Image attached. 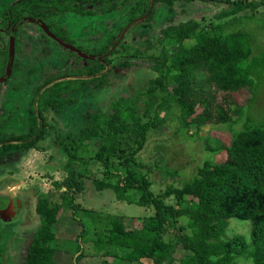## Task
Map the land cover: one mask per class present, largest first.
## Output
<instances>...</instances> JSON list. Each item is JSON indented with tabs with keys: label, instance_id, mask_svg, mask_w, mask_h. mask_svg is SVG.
I'll return each instance as SVG.
<instances>
[{
	"label": "trees",
	"instance_id": "trees-1",
	"mask_svg": "<svg viewBox=\"0 0 264 264\" xmlns=\"http://www.w3.org/2000/svg\"><path fill=\"white\" fill-rule=\"evenodd\" d=\"M174 1L155 0L154 6H148L147 0H20L6 9L10 13L8 33L15 37L14 54L18 57L25 51L17 36L30 34L24 29L25 19L43 21L67 13L93 16L121 11L128 6L127 12L133 16L129 24L149 13L142 24L151 27L155 6L160 3L171 5ZM89 4L101 7L88 8L86 5ZM256 7L251 2H235L224 15ZM26 11L30 15L28 18L24 15ZM46 26L53 40L59 37L54 43L64 48L65 38L54 32L49 24ZM160 33L159 42L165 45L171 41L176 44V50L170 55L164 51L162 55L152 56L151 67L157 77L151 79L141 92L144 113L141 115L136 110L135 103L125 105V98H120L112 102L107 114L95 108L84 111L83 128L78 138L68 134L58 141L70 162L63 168L68 169L62 180L67 189L58 190L61 203L43 195L38 197L36 212L40 225L27 235L26 255L19 264H59L55 247L59 212L70 207L73 220L84 224L85 220L79 215L82 207L76 203L75 196L86 193L89 177H92L96 191L111 190L117 201L151 208L153 212L128 226L126 216L83 210L84 216L94 220L92 231L96 236L93 240L99 254H88L83 247L88 235L84 227L74 251L78 256L72 264H82L83 260L90 259H98L99 264H117L119 254L113 255L112 251V248L117 249L116 246L129 250L130 264H144V260H150L152 264H233L236 256L249 245L243 236L223 240L232 219L250 222L251 245L254 247L250 252L252 264H264V110L253 111L264 93V52H254L253 34L238 30L211 35L193 20L170 26ZM41 36L49 38L44 33ZM112 40L109 38L88 52L78 46L83 55L70 51L73 59L77 57L72 60L73 72H46L44 81L33 91L29 133L23 136L10 134L0 139V160L12 150L38 149V141L47 133L43 118L45 109L62 115L68 106L77 102L70 96L72 93L80 92L86 85H93L95 90L109 85L112 68L108 67L114 62L112 56L116 51H111V45L119 42ZM8 55L7 52L0 62L3 65L0 80L8 76ZM144 66L149 67L147 62L126 60L114 67L138 69ZM7 79L10 81V77ZM159 110L166 112L167 117L159 120L156 116ZM234 115L237 116L235 120ZM207 124H231V145L214 147L206 142L204 155L208 157L204 162H196V173L186 177L181 188L172 185L154 194L151 189L155 182L150 180L154 169L170 158L183 157L188 141L194 145V137L188 132L190 127L200 128ZM166 125L170 128L162 131ZM87 141H98L99 149H93ZM157 144L159 161L144 163L140 159L142 151L148 147L149 153ZM222 151H226L227 157L223 163H216L214 155ZM93 160L99 161L105 168L104 174L113 176L114 181L97 178L95 170L89 166V161ZM154 161L155 165L151 167ZM75 167L78 169H73ZM176 172L178 170L173 171ZM55 184L57 186V182ZM182 201L187 207L177 208L176 203ZM183 217L188 218L185 224L181 223ZM178 247L185 252L179 257ZM109 257L114 261L108 262L106 258Z\"/></svg>",
	"mask_w": 264,
	"mask_h": 264
},
{
	"label": "rangeland",
	"instance_id": "rangeland-1",
	"mask_svg": "<svg viewBox=\"0 0 264 264\" xmlns=\"http://www.w3.org/2000/svg\"><path fill=\"white\" fill-rule=\"evenodd\" d=\"M19 1L0 0V62L7 52L9 53L8 59H10L11 54L12 35L8 33L10 24L8 15L10 13H7L6 9ZM240 1L254 3L257 7L224 15L234 6L235 2ZM67 3L69 4L68 1ZM147 4L154 6L152 5L153 0H147ZM86 6H89L88 8L101 7L99 4ZM128 8L126 6L121 11L103 12L93 16L67 13L57 14L54 18L43 21L24 20V29L30 34H20L17 38H19V45L25 52L18 57L14 54L10 81L6 85L0 83V123L2 124V126L0 125V139L10 134L23 136L29 133V108L34 88L44 81L48 71L73 72L72 60H77V57L73 59L70 51L75 50L78 55H81L82 51L78 49V46H81V49L86 52L92 51L94 47H99L109 38H113V42L121 39V45L118 46L115 43L111 45V48L116 51L112 56L114 62L109 66L112 70L108 86L95 90L93 85H86L80 92L72 93L70 96L75 97L77 102L68 106L62 115H58L52 109H45L43 118L47 126V133L44 138L38 141L36 145L38 149L13 151L0 161V194L14 195L25 194L26 192L30 195L29 209L27 212H23L20 219L8 221L9 224L0 221V264H19L26 255L29 243L27 235L40 225V218L36 212L38 197L43 195L51 201L62 202L58 190L62 192L67 189L62 185V180L67 175L68 169L63 168L64 164L67 165L70 162L68 155L58 141L65 139L68 134L78 138L80 130L83 128V112L95 108L101 109L107 114L110 112L112 102L125 98V105L133 102L136 110L141 115L144 113L145 103L144 99L140 97L141 92L151 79L157 77V73L151 67L154 63L152 56L162 55L164 51L170 55L176 50V44L170 43L171 41L165 45L159 42L162 37L161 30L191 20L195 21L200 28L206 29L211 35L243 30L253 34L254 52L256 54L260 51L264 52V0H176L171 5L160 3L155 6V15L150 22L151 27L142 24L146 21L147 17L145 16L148 13L129 24L133 16L127 12ZM24 15L27 18L30 17L27 11ZM47 24L54 29V32L65 38L64 48L54 43L59 37L53 40ZM41 33L49 38H43ZM73 41L75 43L71 44ZM126 60L137 63L147 62L149 67L144 66V68L138 69L114 67ZM9 62L10 60H8L6 67L7 73ZM2 68L3 65L1 64L0 69ZM262 110H264V93L257 100L253 111L259 113ZM156 116L162 120L167 117V114L163 110H159L156 112ZM233 118L235 120L237 116L234 115ZM144 121L148 122V119L144 118ZM231 126V124H207L200 128L195 125L191 126L188 132L191 137H194L192 141L195 146L191 141H188L183 157L173 158L172 156L173 159H168L159 168L154 169L155 171L151 173L150 178L151 181L155 182L151 189L152 192L157 194L160 190H166L172 185L181 188L187 179L186 177L196 173V162L201 163L207 159L208 155H204L206 142L211 143L214 147L231 145L233 138ZM237 127L240 125L238 124ZM162 128V131L168 130L170 125ZM87 143H91L93 149H99L98 141H87ZM181 145L183 146L184 143ZM148 149L147 147L142 151L143 156L140 159L144 163L153 160L159 161L157 152L160 149L158 144L153 145L149 153H147ZM226 157V151H222L214 155V161L223 163ZM50 161L51 163L54 161L53 164L50 165ZM155 161L151 167L155 165ZM89 166L91 170H95L97 178L114 181L112 180L113 176L108 177L104 174L105 168L100 165L99 161H89ZM76 168L78 169V167L73 169ZM174 170H178V173H173ZM11 175H14L16 179H13ZM39 177H44V181ZM20 180L21 182H19ZM55 182H57V186ZM23 184H28V186L31 184L25 192L19 190ZM86 186L85 194L75 196L76 203L82 207L79 215L85 220L83 221L84 224H79L73 220V212L70 207L59 212V223L55 226L58 239L55 244L58 249L56 260L59 264H72L76 261L78 254L76 255L74 251L77 248V239L84 227L88 230V235L83 241L85 243H82L83 247L88 254L93 256L99 254L94 243L95 239L93 240L96 236L92 231L93 227L95 228L94 220L84 216V211L95 210L103 212L102 214L112 213L126 216L128 226H132L140 218L147 217L153 212L151 208L147 209L117 201L111 190L96 191L92 177L86 179ZM51 194L54 196L53 198ZM170 200L167 198V202ZM176 207L185 208L187 204L182 201L176 203ZM187 222V217L181 219V223ZM177 234L181 233L178 232ZM250 235V222L239 219L230 220L223 240L228 241L234 237L243 236L249 245L244 252L236 256L233 264L253 263L250 252L254 251V247L251 245ZM115 248L118 250L112 248V251L113 255L116 252L119 254L116 258L117 264H130V260L127 258L129 250L122 246ZM66 251L71 253L66 254ZM183 253H185L183 248L178 247L177 256L179 257ZM74 254L75 257L72 256ZM106 260L108 262L114 261L112 257L106 258ZM143 263L152 264L150 260H144ZM82 264H99V261L98 259L83 260ZM174 264H178V262H174Z\"/></svg>",
	"mask_w": 264,
	"mask_h": 264
},
{
	"label": "flooded vegetation",
	"instance_id": "flooded-vegetation-1",
	"mask_svg": "<svg viewBox=\"0 0 264 264\" xmlns=\"http://www.w3.org/2000/svg\"><path fill=\"white\" fill-rule=\"evenodd\" d=\"M152 5H154V2H153ZM118 41L120 42L121 39H119ZM117 44L119 45V43H117ZM112 50H115V49L114 48H111V51ZM81 55H83V54H81ZM72 67H73V70H74V68H75L74 67V61H73V66ZM108 69H109V67H108ZM10 76H3V78H5L6 81H7L8 80L7 78L10 77ZM6 81L3 82V84H1V85L8 84L9 81H7V82ZM13 151H15V150H12L10 152H13ZM3 159H1V160H3ZM51 161H50V165L53 164V162H54L53 161L51 163ZM11 177L13 179H16V177L14 175H11ZM39 178L42 181H44V179H45L44 177H39ZM19 182H21V180ZM30 185L31 184H29V186ZM29 186H28V184H23V187L21 186L19 188V190H23V192H25ZM27 192L29 193V191H27ZM50 193H52V192H50ZM0 202H1L0 203V209H5V208H7L9 206L10 202L12 203V209L13 210L11 212L6 213L4 215L5 217H2V216L0 217V221L1 222H5V223L9 224L8 221L9 222L10 221L12 222L14 220L20 219L21 216H22V214H23V212H27L28 211V209H29V202H30V195L26 194V192H25V194L24 193H19V194H14V195L13 194H0Z\"/></svg>",
	"mask_w": 264,
	"mask_h": 264
},
{
	"label": "water",
	"instance_id": "water-1",
	"mask_svg": "<svg viewBox=\"0 0 264 264\" xmlns=\"http://www.w3.org/2000/svg\"><path fill=\"white\" fill-rule=\"evenodd\" d=\"M155 0H153L154 2ZM148 14L145 16L147 17ZM11 54H10V62H9V66H8V73L7 75L10 76L11 75V72H12V68H13V62H14V51H15V37L14 35H12V40H11ZM5 80V78H2L0 80V83L3 82ZM13 209H12V203L10 202L9 206L5 209H0V217H5L4 215L8 212H11Z\"/></svg>",
	"mask_w": 264,
	"mask_h": 264
}]
</instances>
